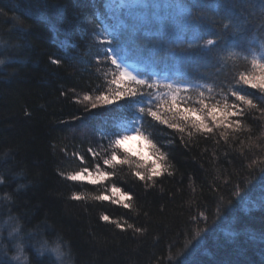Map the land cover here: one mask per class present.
Instances as JSON below:
<instances>
[{"label":"trees","instance_id":"16d2710c","mask_svg":"<svg viewBox=\"0 0 264 264\" xmlns=\"http://www.w3.org/2000/svg\"><path fill=\"white\" fill-rule=\"evenodd\" d=\"M130 2L0 0V59L4 60L0 65V173L6 179L0 186V234L2 227L9 225L0 237L3 242L10 239L2 244L16 242L9 234L18 222L23 229L21 235L34 233L29 244L37 247L39 239L50 245L60 243L66 264H178L181 253H185L188 264H264V175L257 169L255 175L248 176L244 170L252 159L264 160L260 148L242 161L238 142L234 149H228L232 155L226 157L223 140L216 143L215 139L197 138L185 148L178 137L169 145V136L156 135L153 142H159L157 146L168 154L173 175L165 173L153 187L146 188L131 176L126 165L118 166L116 174L101 185L63 178L84 166L77 155L85 156L91 167L87 148L98 141L96 133L127 119L126 112L115 106L110 111L98 109L102 115L82 119L96 125L90 128V134H82L73 127L82 120L72 118L83 114V104L75 100L115 88L109 83L115 68L100 41L104 27L133 22L124 7ZM148 2L159 5L150 13V27L156 30L182 15L177 5L190 7L195 15L196 4L218 3L223 15L229 12L231 0ZM236 2L238 7L230 10L232 18L247 23L243 39L235 42L247 49L252 41L258 50L264 30L260 0ZM133 12L141 16L147 10L136 8ZM123 33L125 40L133 39L127 29ZM215 34L213 29L201 27V37ZM240 56L236 62L243 64V53ZM52 59L60 60V64L53 65ZM197 62L194 58L193 63ZM127 63L137 73L151 70L146 67L147 60L136 55H131ZM254 116L253 125L264 120L259 112ZM261 135L264 129L253 127V140ZM238 185L243 198L235 194ZM112 187L134 195L133 210L110 200L91 199L101 193L111 195ZM73 192L88 199L72 201ZM5 194L12 196L14 203L4 201ZM9 208L15 222L10 219ZM201 212L204 217H200ZM101 215L120 221L125 228L130 223L146 231H120L101 220ZM197 232L201 233L199 237ZM25 255L28 264H35L31 252Z\"/></svg>","mask_w":264,"mask_h":264},{"label":"snow or ice","instance_id":"6c2138e0","mask_svg":"<svg viewBox=\"0 0 264 264\" xmlns=\"http://www.w3.org/2000/svg\"><path fill=\"white\" fill-rule=\"evenodd\" d=\"M124 7L133 22L104 27V38L100 41L106 46L102 51L115 68L113 79L109 82L115 88L99 91L94 96L85 94L82 100H75L76 104H83V114L74 115L72 119L75 121L102 115L98 109L110 111L112 106L126 112L127 119L118 126L108 125L96 133L98 141L87 148V154L92 158L91 167L85 156L77 155L76 158L84 166L63 178L69 182L101 185L116 174L118 166L126 165L131 176L144 183L146 188L153 187L165 173L169 177L173 175L169 171L168 154L157 146L159 142H153L156 135L169 136V145L174 144L178 137L180 145L185 148L190 147V142L197 138L204 141L215 139L216 143L223 140L226 157L232 155L228 149H234L238 142L242 161L248 159V153L257 148L264 151V135L255 140L252 138L253 127L264 129V120L252 124L256 112L264 117V30L258 50L252 46V41L248 42L247 49L235 42L243 39L247 23L246 20L233 19L231 16V8L238 7L236 0H231L229 12L223 15L220 14L221 5L218 3L196 4L194 7L198 11L195 15L190 7L177 5L182 9V15L170 25L156 30L150 27V13L159 5L149 3L148 0H131ZM136 8L145 9L147 13L135 16L133 10ZM209 9L213 11L210 13ZM260 12L264 20V0H260ZM0 14H3L2 10ZM88 23L91 24V21ZM202 26L213 29L215 36L201 37ZM124 29L130 31L133 39L125 40ZM237 48L239 52L235 50ZM145 49H149L147 53ZM240 53H243V64L236 62L241 58ZM131 55L147 60L146 67L151 70L146 74L137 73L127 63ZM194 58L198 61L195 64ZM51 63L59 65L60 60L52 59ZM3 64L4 60L0 59V65ZM201 65L204 66L203 70ZM133 138H139L149 145L155 157L151 165L132 159L122 148L125 141ZM245 148L247 152L243 151ZM227 162L233 163L231 159ZM241 168L244 169L243 163ZM257 169L264 175V160L252 159L244 170L248 176H253ZM235 174L239 175V171ZM5 183V176L0 173V186ZM110 192L111 195L101 193L91 199L110 200L113 204L122 205L124 209L133 210L134 195L122 192L119 187H112ZM235 194L243 198L239 185ZM116 196L119 199H115ZM70 199L86 201L88 198L73 192ZM3 200L9 204L14 203L8 194H5ZM261 206L264 207V200H261ZM2 208L3 204H0ZM9 214L15 222L16 218L11 216L10 208ZM199 215L204 217V212ZM100 219L115 225L120 231L130 229L137 234L146 231L126 222L125 228L120 221L111 220L107 215H101ZM13 232L15 235H9L16 241L13 244L14 254L9 256L11 249L0 242V264H28L26 251L33 254L35 264H66V253L62 251L60 243L50 245L45 240L39 243V247L29 244L34 233L28 231L21 235L23 229L18 222L14 223ZM200 234L197 232L196 236ZM181 257L178 264H188L187 259L183 258L185 253H181Z\"/></svg>","mask_w":264,"mask_h":264},{"label":"rangeland","instance_id":"374dc122","mask_svg":"<svg viewBox=\"0 0 264 264\" xmlns=\"http://www.w3.org/2000/svg\"><path fill=\"white\" fill-rule=\"evenodd\" d=\"M132 68H134V67H132ZM73 125H74L73 127L79 129V131H81L82 134H90L91 133L90 128L92 126H96L95 124H92V122L90 123V122L84 121V120L78 121V122L74 123ZM97 127H99V126H97ZM122 148L131 156L132 159L143 162L146 165H151L152 161L154 160L152 157V153H151V150L149 148V145L139 138H133L129 141H125L124 144L122 145ZM6 228H9V225L3 226L2 231L4 232V230ZM3 232H2V234H0V236L4 235ZM13 234H15V233L13 232ZM8 238L5 239V242H3V241H1V237H0V242L6 243V240L10 241V239H8ZM40 242H42L41 239L38 240V242H37L38 246L37 247H39ZM13 244H11L10 246L3 245L4 247L11 249L8 253L9 256L14 254L15 249L13 248ZM33 259H35L34 256H33ZM14 264H19V262H14Z\"/></svg>","mask_w":264,"mask_h":264}]
</instances>
